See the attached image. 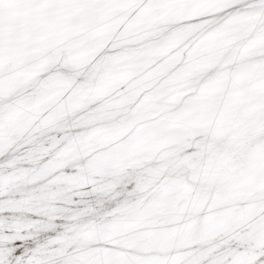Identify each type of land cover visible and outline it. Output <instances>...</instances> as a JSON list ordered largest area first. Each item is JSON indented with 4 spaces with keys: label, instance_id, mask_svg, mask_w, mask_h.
Here are the masks:
<instances>
[{
    "label": "snow or ice",
    "instance_id": "6c2138e0",
    "mask_svg": "<svg viewBox=\"0 0 264 264\" xmlns=\"http://www.w3.org/2000/svg\"><path fill=\"white\" fill-rule=\"evenodd\" d=\"M0 264H264V0H0Z\"/></svg>",
    "mask_w": 264,
    "mask_h": 264
}]
</instances>
